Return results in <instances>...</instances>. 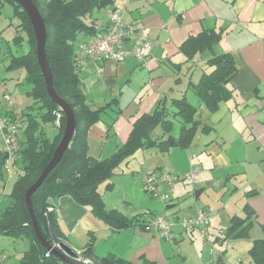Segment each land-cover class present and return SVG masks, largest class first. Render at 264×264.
<instances>
[{
    "label": "crops",
    "instance_id": "0c3cea01",
    "mask_svg": "<svg viewBox=\"0 0 264 264\" xmlns=\"http://www.w3.org/2000/svg\"><path fill=\"white\" fill-rule=\"evenodd\" d=\"M115 7L124 9L123 19L126 23L136 24L144 30L147 38L152 41V46L146 59V66L140 64L135 57L128 56L120 62L104 61L98 65L88 63L76 67L88 105L96 109L111 103L88 129L87 153L96 158L110 156L118 145L126 141L137 117L152 111L164 96L170 99L184 95L195 108L193 119L198 125L191 144L186 148L178 146L188 152V160L180 161L185 165L176 167L173 161L164 165H168L166 171L182 175L188 170L185 169L187 165H190V168L193 166L192 163H195L193 159L196 158L200 170L193 188L199 190L198 195L201 196L203 193L204 195L200 202L194 203L188 199L190 201L186 205L190 209L183 215L175 212L162 213L169 218H177L189 217L198 209L207 212L203 205L210 201L209 192H212V197L219 194L218 200L220 198L226 200L222 206L217 205L215 209H208L209 232L215 236L214 242L222 243V240L228 239L224 235L232 217L248 215L251 225L247 230V236L241 237L242 239L237 242H240L239 245L249 255L253 241L264 239V0H114L112 6L94 10L84 20L95 26L94 33H103L107 26L108 13ZM207 28H214L219 32L218 41L208 48L195 52L189 58L181 50L182 43L188 37L197 35ZM138 34L139 31L134 32L131 40ZM79 35L75 41V49L91 34ZM8 46L7 41L6 51ZM4 56L8 57V66L9 53L3 54L1 61ZM221 59H230L234 64V70L224 80V85L231 90V94L220 101L218 108L212 111L190 84L197 83L202 74L213 70L214 63ZM2 90L1 87L0 95ZM2 92L4 94L5 91ZM201 104L205 105L209 113H204V116L198 118L196 113ZM12 111L19 116L22 111L27 110L16 113L13 107ZM203 118H207L206 121ZM176 125L172 130L173 136H178L179 133V127L176 130ZM21 130L19 141L24 139ZM174 146L177 147V144ZM135 157L136 155L133 159ZM21 165L19 143L17 159L10 174L0 166L3 187L13 173L16 174V180L18 173L21 172ZM148 165L153 166L151 162ZM164 170L162 165H158L150 172ZM134 172L132 170V174ZM124 174L127 172L122 169L121 175ZM124 176L127 178L128 175ZM110 180L107 184L111 183L113 189L115 181ZM179 180L183 183L174 184L172 198L169 199L171 201L175 195L177 199L172 200L173 203L185 200V191L190 187L185 186L187 180L186 182L183 178ZM163 185L161 184L158 190L161 191L162 188L165 192ZM11 190L8 193L10 201ZM2 196L1 191L0 204L4 200ZM231 200L233 201L230 203ZM49 201L56 205L55 215L64 233L65 244L83 248L88 244L89 235L92 234L95 238L94 253L97 256L113 252L116 256L137 264H142L143 260L150 262L149 264H185L187 261L186 256L180 252L173 253L174 248L168 242L163 243L164 241L157 235L143 230L140 226L110 231L109 225L69 195L50 198ZM111 201L104 199L106 207L119 210L129 219L142 213H146L147 219L161 213L147 208L151 200L136 204L133 196L126 192L122 194V201L127 203L129 208L123 210ZM171 206L173 204H167L166 208ZM0 235L15 239L11 235ZM187 235L190 236V242L200 236L196 232H180L178 237L169 242L178 243L186 239ZM23 238L27 240L29 246L30 239L25 236ZM109 240L118 242V248L116 249L115 245L111 250H105L109 249L107 248ZM221 245L224 246L216 256L214 253H211L213 257L201 254L199 264L216 262L221 252L220 264L245 258L243 252L230 256L227 253V257H224L226 244ZM22 252L18 257L13 256L14 254L9 257L0 250L6 257L5 264H16Z\"/></svg>",
    "mask_w": 264,
    "mask_h": 264
},
{
    "label": "trees",
    "instance_id": "16d2710c",
    "mask_svg": "<svg viewBox=\"0 0 264 264\" xmlns=\"http://www.w3.org/2000/svg\"><path fill=\"white\" fill-rule=\"evenodd\" d=\"M32 1L44 20L45 53L52 73L53 88L57 95L71 106L76 120L70 146L46 176L42 185L31 196L34 215L43 237L50 244L64 241V233L55 215L56 205L49 201L50 198L63 195H69L80 205L88 207L94 216L112 229L119 230L135 225L149 230L146 223L152 217L147 219L146 213H142L129 219L115 208L108 209L98 186L102 181L114 175L116 167L125 160L128 162L141 149L153 147L163 153L175 144L183 148L188 147L198 125V122L193 119L195 108L184 95L170 99L164 96L152 111L134 120L126 141L118 145L110 156L96 158L89 155L86 147L88 129L99 119L100 114L109 108L111 103L96 109L88 105L81 87L78 69H76L80 65L76 62L75 41L80 33L96 34L94 33L95 26L86 22L84 18L91 15L94 10L112 6L114 0ZM5 2L13 4L15 15L18 14L20 18L16 28L25 32L28 45L27 50L21 54H16L10 49L5 52L9 53L10 63L7 68L25 70V78L31 83L28 94L33 98L34 106L31 105L30 110L22 111L17 116L19 128L24 134V139L20 141L21 172L18 173L12 187L10 204L0 211V234L14 237L25 236L30 239L29 246L23 250L16 264H70L52 253L47 254V249L35 237L31 217L24 200L27 188L39 176L62 136L65 116L47 94L44 77L37 62L33 28L26 12L14 0H0L1 4ZM22 39L20 35L12 37L13 43L18 46L21 45ZM218 39L219 32L214 28H207L197 35L188 37L182 43L181 50L191 58L195 52L212 46ZM0 53L1 56L4 54L1 51ZM233 70L234 64L230 59H221L214 63L213 70L203 73L197 83L190 84L212 111L218 108L220 101L225 100L231 94V90L224 85V80ZM35 107L39 110L33 111ZM57 113H60L59 128H55ZM176 124L179 127V133L178 136H173L172 130ZM47 126H53L56 129L53 136L46 134L45 127ZM156 127H159L161 131L157 136H153L152 131ZM107 186L111 187V183ZM49 207L52 209L50 210ZM250 225L251 220L248 215L234 216L226 228L224 237H246ZM89 236L88 244L80 249H82L83 256L91 260L90 264H137L118 257L113 252L105 256L95 255V238L92 234ZM221 255L222 252L216 259L217 263L222 262ZM249 255L251 264H264V239L253 241ZM5 260L6 257L2 264H5ZM149 263L146 260L142 262V264Z\"/></svg>",
    "mask_w": 264,
    "mask_h": 264
},
{
    "label": "rangeland",
    "instance_id": "374dc122",
    "mask_svg": "<svg viewBox=\"0 0 264 264\" xmlns=\"http://www.w3.org/2000/svg\"><path fill=\"white\" fill-rule=\"evenodd\" d=\"M15 13L16 11L14 10V6L12 3H7V2L3 4L0 3V32L2 31V33H0V51L4 52V54L6 52L7 41L9 43L8 49L15 52L16 54H21L23 51L27 50L28 48L25 32L22 31L21 29L17 30L16 28V25L20 22V18L18 14L15 15ZM85 18H88V16H86ZM15 35H20L23 38L20 46L15 45L13 43L12 37H14ZM79 37L80 35H78V38ZM7 64H8V57L4 56L3 61L0 62V90L2 87V89L5 92L3 94L2 92L3 90L1 91L0 101L4 102L5 99L10 98L13 104L12 110L14 107L15 112L20 113L21 110H27L26 108L29 109L31 105L34 106L33 98L31 97L30 94H28V91L31 89V83L25 78L26 77L25 70L19 69V68L18 69H8L6 67ZM32 110L37 111L39 110V108L37 109V107H35ZM204 113H209V111L207 110L205 105L201 104V108L197 109L196 117L199 118L200 116H204ZM203 119L206 121L207 118H203ZM212 122L214 121L212 120ZM50 123L51 121L48 123V125H50ZM177 127L178 125H176V130H177ZM45 132L48 136H53L56 133V130L53 126H47L45 127ZM159 132H160L159 128H156L152 131V135L156 136L157 134H159ZM200 154L201 153H199V155ZM135 155L136 157L134 159L130 158L128 162H126L125 160L118 167L115 168L114 175H117V176H114V175L111 176L113 181H115V183L113 182V185H114L113 189L112 187L110 188L107 186L108 185L107 181L109 182L111 178L106 179L99 184L98 188L100 192L102 193V196L104 197L103 199L112 200L111 201L112 204L116 203L118 204L120 208H123V210H125V208L130 207L127 205V203H123L122 201V194L126 192L133 196V199L135 200L134 202L136 204L143 203V202H149V200H151V203L147 205L148 209L150 208L151 210L153 209L155 212H161L160 214H163L162 211H164L167 214H171L175 212V214H178V215H183L185 212H187L190 209L189 206L186 205L187 203H189L190 200H193L194 203L196 201L197 202L202 201V197L204 193L201 194V196L198 195L196 197L195 193L196 191H199V190L198 189L195 190L193 188L194 183L192 182L187 181V183H185L186 180L184 182L185 186L187 187L190 186L185 191V195H186L185 200H181V201H177L173 203L172 200H176L177 198L175 197V195H173V199L171 201L169 200L172 195V192L167 199H161L157 196H153L144 189V186L141 180V175L143 174V172L145 171L150 172L152 171L154 167L158 165H162V168L165 169L164 171L168 169V165H164V164L165 163L168 164L171 161L175 163L176 167L178 166L183 167L185 164H181L180 161L186 162L188 160V156H187L188 152H186L185 150H183L182 148L178 146L177 147L173 146L170 148L168 152H164V153H161L157 151L155 148L150 147V148H145L143 150L138 151L137 154ZM190 155H192V153H190ZM193 160L195 161V163H192L193 166L198 167L199 164L196 163L197 162L196 158ZM150 162L151 164H153L152 167L148 165V163ZM122 169L124 170V172H127V174H124V175H128L127 178H125L124 175H121ZM185 169H188L186 171L188 172L190 170V165H187V168ZM132 170L135 171L133 174H132ZM166 172H168V170ZM171 174H174V173H171ZM183 174L182 175L179 174L178 176L182 177ZM15 177H16V174L13 173V175L8 179V181L5 182L6 185H4V187H3V182L0 179V194L2 191L3 192L2 199H4L3 202L0 204V210H2L5 206L10 204L11 202L8 196V193L11 190ZM179 179L176 180L174 184L183 183V181ZM197 180H198V177H197ZM163 186H164V189L166 190L167 187L165 185ZM161 191H162V188H161ZM161 191L160 193L164 192V191L162 192ZM209 194H210L209 203L203 205L204 208L207 209V212H209L208 209L210 210L215 209L217 205H219V207L222 206L223 201L226 200V199H221V198L220 200H218L219 194H215V196L212 197L211 191L209 192ZM206 196L208 197L209 195L206 194ZM232 201L233 200H231L230 203ZM167 204H173V206L166 208ZM142 211L144 212L146 210H142ZM131 227H135V225H132ZM143 230L154 234L152 230H146V229H143ZM110 231L116 232L117 229L111 228ZM199 235L200 236H197V238L192 242L189 241L190 236L188 235L186 236V239L180 240L178 243H170L168 240L163 239V238H161V240L164 241L163 243L168 242L169 245L174 248L173 253L180 252L181 254L185 255L186 260H187L185 264H199L201 254H205V255L207 254L208 255L207 257L209 256L213 257L214 255L216 256L217 253L220 252V249L224 246V245H221L222 243L226 244L225 246L226 250L223 252L224 257H227V253H228V256H230L235 253L243 252V256H245V258L241 257L240 258L241 262L242 264H249V255L246 252H244L245 249L241 245H239L240 242H237L239 241V239H242V238H228L226 240H222V241L220 240L222 242L220 243V242H214L215 236L211 234L210 232H209V237L207 239L201 234ZM14 238L15 239H13V237H10V236L0 235V248H1L0 250H3L6 254L9 255V257H11L12 254H14L13 256L18 257L20 252H22L28 246L27 240L23 238V236L22 237L20 236L17 238L14 237ZM97 242L98 241H96V243ZM115 245L117 246L116 247L117 249L119 246V243L118 242L114 243L113 240H109L107 242V248L109 247V249H105V250H111ZM211 253H214V255L212 256ZM194 257L196 258V260ZM240 259H235V260H240Z\"/></svg>",
    "mask_w": 264,
    "mask_h": 264
},
{
    "label": "built area",
    "instance_id": "2783aa9c",
    "mask_svg": "<svg viewBox=\"0 0 264 264\" xmlns=\"http://www.w3.org/2000/svg\"><path fill=\"white\" fill-rule=\"evenodd\" d=\"M124 9L115 7L108 13L107 26L103 33L90 35L86 40L80 42L76 48V62L83 66L91 63L98 65L104 61L120 62L128 56L135 57L140 64L146 66V59L149 55L152 41L147 38L144 30L133 23H126L123 19ZM139 31L136 38L131 40V35ZM1 60V53H0ZM1 62V61H0ZM100 69H98L99 71ZM10 98L0 101V166L10 174L15 161L20 143V128L17 115L12 111ZM60 127V113H57L55 128ZM199 167L192 166L182 177L166 171L148 172L142 174L144 189L151 195L161 199H167L172 192L173 184L179 178L189 182L197 181ZM164 184L167 189L160 193L158 187ZM51 210L52 208L49 207ZM147 228L154 234L168 241L178 237L180 232H198L206 239L209 237V214L202 209L189 217L169 218L164 214L153 216L147 223ZM68 245V244H67ZM73 251L72 258L84 264H90L91 260L82 254V249L69 245ZM52 247L61 248V242L52 243ZM51 253L47 250V254ZM5 255L0 253V264L3 263ZM209 264H220L209 262ZM221 264H242L240 260H234Z\"/></svg>",
    "mask_w": 264,
    "mask_h": 264
},
{
    "label": "water",
    "instance_id": "95a60500",
    "mask_svg": "<svg viewBox=\"0 0 264 264\" xmlns=\"http://www.w3.org/2000/svg\"><path fill=\"white\" fill-rule=\"evenodd\" d=\"M17 4H19L22 9L26 12L28 19L32 25L33 33L36 40V57L37 62L39 64L40 70L44 77L46 91L50 99H52L62 110L65 116V127L62 132V136L56 145L51 158L46 163V165L41 170L39 176L36 180L27 188L24 200L26 207L29 211L31 217V224L33 228V232L37 240L53 255L57 256L60 260L70 263V264H84L80 261H77L72 258L73 251L71 247L63 242H61V248L56 249L52 247L42 235L36 217L34 215L33 204H32V193L36 191L43 183L46 176L50 173V171L56 166V164L60 161L61 157L63 156L66 149L70 146V142L74 136L75 127H76V120L74 117L73 110L71 106L60 96L57 95L55 92L53 85H52V73L46 58L45 53V25L44 20L32 0H14ZM199 191H196V197Z\"/></svg>",
    "mask_w": 264,
    "mask_h": 264
}]
</instances>
